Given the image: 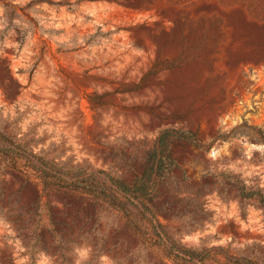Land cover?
Here are the masks:
<instances>
[{
	"label": "rangeland",
	"instance_id": "obj_1",
	"mask_svg": "<svg viewBox=\"0 0 264 264\" xmlns=\"http://www.w3.org/2000/svg\"><path fill=\"white\" fill-rule=\"evenodd\" d=\"M242 122L264 0H0V264H264Z\"/></svg>",
	"mask_w": 264,
	"mask_h": 264
},
{
	"label": "trees",
	"instance_id": "obj_2",
	"mask_svg": "<svg viewBox=\"0 0 264 264\" xmlns=\"http://www.w3.org/2000/svg\"><path fill=\"white\" fill-rule=\"evenodd\" d=\"M237 127H242L243 128L242 130H240L237 133V136L245 137V138H248L249 140H252L254 142H257V143H260V144L264 145V129L250 126L246 122H242ZM234 130H235V127L233 129H231L227 133H219V134L216 135V138L220 139V140H225V139L232 138V137H234L236 135ZM169 132H170L169 129L163 130L160 133L158 141H160V143H164L167 140V137L170 135ZM182 138L186 139L187 141L196 143L195 134L192 131L183 132Z\"/></svg>",
	"mask_w": 264,
	"mask_h": 264
}]
</instances>
